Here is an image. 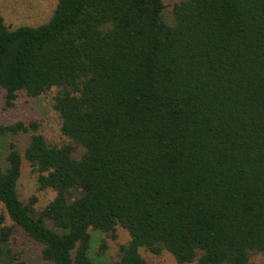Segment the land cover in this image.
<instances>
[{"label": "trees", "instance_id": "obj_1", "mask_svg": "<svg viewBox=\"0 0 264 264\" xmlns=\"http://www.w3.org/2000/svg\"><path fill=\"white\" fill-rule=\"evenodd\" d=\"M53 90L67 142L0 125L31 132L3 157L0 264H27L16 229L44 264H94L90 230L117 227L130 240L111 264H149L140 248L176 264L264 256V0H57L47 23L16 29L0 16L4 108ZM23 160L55 193L40 211L19 199Z\"/></svg>", "mask_w": 264, "mask_h": 264}, {"label": "rangeland", "instance_id": "obj_2", "mask_svg": "<svg viewBox=\"0 0 264 264\" xmlns=\"http://www.w3.org/2000/svg\"><path fill=\"white\" fill-rule=\"evenodd\" d=\"M166 4L172 5L178 0H163ZM57 0H0V16L7 27L16 29L21 26L36 27L43 25L52 17L56 7ZM170 8L166 11L168 15ZM54 90L48 95L39 98L30 99L24 93H18V99L15 107L12 109L4 108V91H0V125H9L18 121L26 124L35 122L38 124L36 133L45 137L47 142L55 145L67 142L59 132L60 120L57 113L52 109V98ZM31 132L19 133L13 137L0 136V171L6 167L4 162V153L6 152L7 143L15 142L19 152L23 154L28 145ZM81 153L80 149L76 150V155ZM19 199L27 201L31 196L37 198L35 209L42 210L46 204L54 198L55 193L51 190L38 191L36 188L35 175L31 172L28 163L23 160L21 166V176L17 185ZM0 212L2 207L0 205ZM8 223H10L8 221ZM91 246L90 257L94 264H111L118 260L119 246L129 242L128 233L120 227H117V238L115 240L106 237L103 233L90 230ZM104 241L106 249L100 255L99 250L101 242ZM11 247L27 264H44L41 259V247L35 242L29 240L27 236L19 229H16L11 238ZM141 257L149 264H176L173 257L166 251L160 255H153L144 248L139 249ZM188 264H196V261ZM250 264H264V256L253 254L250 257Z\"/></svg>", "mask_w": 264, "mask_h": 264}]
</instances>
